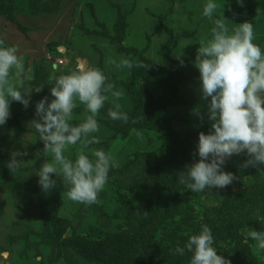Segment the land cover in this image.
<instances>
[{
  "label": "rangeland",
  "instance_id": "1",
  "mask_svg": "<svg viewBox=\"0 0 264 264\" xmlns=\"http://www.w3.org/2000/svg\"><path fill=\"white\" fill-rule=\"evenodd\" d=\"M206 2L0 0V46L18 47L25 65L20 90L32 91L29 107L12 101L10 118L0 126V264H122L132 259L143 264L150 244L164 250L182 247L183 237L202 225L218 234L217 216L228 209L233 215V209L243 212L233 217L235 235L215 241L217 254L233 264L236 253L240 263L249 253L264 264V249L242 231L246 226L264 231V203L256 193L248 205L239 199L264 182V165L243 168L246 153L233 155L224 170L236 179L199 193L165 174L172 162L183 164L184 171L193 162L199 133L210 129L206 115L201 122L193 114L197 106L207 110L194 62L201 39L210 38L213 20L223 11L230 29L250 22L253 43L264 51V0H214L220 7L212 19L203 16ZM108 58L129 59L133 67L117 68L106 63ZM80 63L100 68L123 91L119 103L129 118L125 123L107 115L111 97L96 117L99 131L91 135L98 142L84 151L92 159V150L110 154L111 168L93 204L68 199L67 187L55 174L57 186L42 190L36 172L52 155L42 153L39 133L29 128L36 103L45 96L54 99V77ZM77 104L74 125L88 115ZM80 148L79 143L69 146L65 156L75 160ZM13 151L28 153L17 157L25 163L17 172L7 167ZM182 264L189 261L184 258Z\"/></svg>",
  "mask_w": 264,
  "mask_h": 264
},
{
  "label": "clouds",
  "instance_id": "2",
  "mask_svg": "<svg viewBox=\"0 0 264 264\" xmlns=\"http://www.w3.org/2000/svg\"><path fill=\"white\" fill-rule=\"evenodd\" d=\"M219 7L214 0H207L203 16L212 19ZM213 25L210 38L201 39L194 62L200 73L201 100L207 110L205 113L201 106H197L193 114L201 122L206 115L210 129L207 134L199 133L193 162L186 164L185 170L177 174L178 183L193 193L230 185L236 177L226 172L224 166L233 155L246 153L248 159L241 166L243 168L264 165V51L253 43V25L250 22L234 24L230 29L222 11L220 18L213 20ZM18 51L16 46H0V126L10 118L12 101L21 103L26 109L31 101L32 91L20 90L25 65ZM106 63L120 69L133 67L126 58L119 62L108 58ZM136 66L143 67L142 64ZM54 80L50 89L54 99L49 102L45 96L38 101L36 118L29 122V128H34L43 142L42 153L52 155L37 170L38 183L44 192L50 191L57 186V180L52 178L55 174L67 187L68 199L93 204L108 181L111 155L102 149L92 150V159L84 149L98 142L91 134L99 131L96 117L110 97L112 106L108 108L107 115L127 123L128 115L119 103L124 93L116 88L114 82H109L98 67L77 64L68 74H61ZM77 101L84 105L88 115L82 123L74 125L70 121L78 107ZM78 143L81 148L76 152V159L66 157L69 146ZM197 154L198 160L195 159ZM26 155L27 152L11 153L7 164L10 172H17L25 164L17 157ZM242 231L256 242V247L264 249V231L247 226ZM214 244L211 229L202 225L200 232L189 236L183 247L177 244L171 251L180 256L185 255V250L192 253L189 264H231V260L217 254Z\"/></svg>",
  "mask_w": 264,
  "mask_h": 264
},
{
  "label": "trees",
  "instance_id": "3",
  "mask_svg": "<svg viewBox=\"0 0 264 264\" xmlns=\"http://www.w3.org/2000/svg\"><path fill=\"white\" fill-rule=\"evenodd\" d=\"M183 164H178V163H171L169 164L166 168L168 169V171L165 173L167 176L169 175H173L175 177V179H178V173L181 171V166ZM162 173V171H161ZM256 192H249L246 191L244 192L239 199L245 204L248 205L250 204V200L252 199V196L254 197L253 194H259V199H261V201L259 203H264V182L258 183L257 185H254ZM259 205V204H258ZM217 210H215L216 212ZM234 215L232 214V210H227V213H223L222 216H220L218 213L217 219H216V225H214L215 228L218 229V234H214V231H212L214 240H220V239H227V236L233 237L235 235V227H236V223L233 217H237V215H240L243 211L241 209H233ZM201 230V227L198 229V231L195 234H198ZM238 230V228H237ZM229 237V238H230ZM189 236H184L183 237V242H182V247L186 244L187 240H188ZM176 248V246H171L168 247L167 249H163L160 248L159 245H152L150 244V247L148 248V250L143 254L142 257V262L143 264H182L184 262V258H186L188 261H190L191 259V253L187 252V250H185V255L180 256L179 254H173V252L171 250H174ZM250 251V250H249ZM250 254L248 253L247 257L248 259L243 261L242 263L239 262V255L238 253H236L233 257L232 260L234 261L233 264H257L254 258H250L249 257ZM190 258V259H189ZM249 260V262H248ZM252 260V261H251ZM122 264H136L133 263V259L132 260H125V262H123ZM141 264V262H140Z\"/></svg>",
  "mask_w": 264,
  "mask_h": 264
},
{
  "label": "water",
  "instance_id": "4",
  "mask_svg": "<svg viewBox=\"0 0 264 264\" xmlns=\"http://www.w3.org/2000/svg\"><path fill=\"white\" fill-rule=\"evenodd\" d=\"M81 65H83V63H80Z\"/></svg>",
  "mask_w": 264,
  "mask_h": 264
}]
</instances>
